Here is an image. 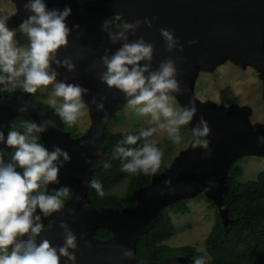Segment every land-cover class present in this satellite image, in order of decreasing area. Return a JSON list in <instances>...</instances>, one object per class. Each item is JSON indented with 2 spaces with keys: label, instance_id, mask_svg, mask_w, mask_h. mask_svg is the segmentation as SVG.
<instances>
[{
  "label": "water",
  "instance_id": "water-1",
  "mask_svg": "<svg viewBox=\"0 0 264 264\" xmlns=\"http://www.w3.org/2000/svg\"><path fill=\"white\" fill-rule=\"evenodd\" d=\"M15 6L14 15L7 21L10 26L19 25L30 14L23 5L26 0H10ZM49 9H72L66 18L72 29L67 48L58 52V58L70 56L75 65L73 72L60 67L56 70L57 80L75 83L89 91L83 96L86 103L90 125L83 134L72 137L69 132L54 123L47 110L31 106L26 101L27 93L15 88L9 94L0 93V131L7 136V121L21 116L30 123L37 124L49 121L47 131L39 133L43 145L50 151L59 146L71 157L60 169L59 183L48 185V189L68 187L71 196L65 201L62 212L42 217L46 230L37 237V243L48 239L53 246L63 244V231L58 227L63 220L77 237L78 247L75 264H188V257H170L160 261H145L136 255L135 245L138 238L148 232L160 217L164 207L199 194L203 189L207 199L217 207L225 228L232 220L227 216L228 208L224 204V195L228 190L227 169L245 156H264V124L252 126L248 121L250 111L247 107L236 105L223 107L212 101H201L194 92L195 80L199 70H213L219 64L230 61L239 66L251 65L258 72L264 83V0H45ZM121 14L123 20L132 23L147 17L152 26L146 24L136 30L135 35L129 33V41L143 37L153 44L154 53L152 68L155 70L161 61L171 58L177 67L176 79L184 90L182 94H174L182 108L189 101L195 104L197 112L188 125L195 126L199 118L208 122L211 134L209 150L192 149L189 146L181 150L171 162L155 175L150 182L139 188L135 195V205L122 210L108 206L94 207L90 204L87 189L91 173L98 169L102 160L109 159L110 153L98 146L96 140L116 111L126 105L122 93L116 89H108L98 79V74L105 69L99 63L104 49L110 53L120 47L118 42L112 45L107 34L101 31L105 19L114 14ZM171 31L183 46V51L174 49L165 51L160 29ZM189 41H195L189 44ZM55 67V65H53ZM101 96L105 97L101 101ZM95 97L98 103L103 102L105 113L97 111L91 103ZM23 107L24 111L19 109ZM3 150L11 151L0 142V155L6 162ZM210 151V155H205ZM100 155H97V153ZM170 180V185L164 181ZM171 187L174 191L161 194V189ZM79 197V200H77ZM87 205V207H84ZM73 209L72 215L67 209ZM39 214V209L37 213ZM51 219L49 225L45 222ZM108 229V239L98 237V228ZM87 242V244H86ZM133 249L132 259L122 258L121 247ZM69 251H73L70 249ZM66 258L61 257L60 264ZM71 264V262H68Z\"/></svg>",
  "mask_w": 264,
  "mask_h": 264
},
{
  "label": "clouds",
  "instance_id": "clouds-1",
  "mask_svg": "<svg viewBox=\"0 0 264 264\" xmlns=\"http://www.w3.org/2000/svg\"><path fill=\"white\" fill-rule=\"evenodd\" d=\"M23 7L30 13L19 24L21 33L28 38L27 48L19 45L15 38L16 30L7 24L14 13L0 14V85H10L12 89L19 85L27 94H34L38 89L51 85L53 92L47 100L49 107L55 109L69 126L76 124L86 105L83 96L89 90L75 83L57 80L59 73L56 70L60 67L68 72L75 70L70 56L58 58L60 49L68 47L72 29L79 28L74 24L70 29L66 23L72 9L68 6L62 10L49 9L45 0H26ZM142 23L152 26L147 17L129 23L119 13L103 21L101 31L107 34L112 45L119 42L120 47L111 53L110 49H104L99 63L105 70L98 74V79L108 89L122 93L127 107L141 116L150 117L148 123L154 125L141 129L138 135H126L115 146L114 155L127 161L122 171L155 175L160 170L163 153L156 146V141L149 138L163 132L173 143L179 144L181 127L193 121L197 109L191 101L180 109L173 106L174 94L184 91L176 79L175 62L168 58L153 70V44L146 42L142 36L129 41V33L135 35ZM160 35L165 41V51H183V46L171 31L162 28ZM188 43L191 45L195 41ZM100 99L103 101L105 97L101 96ZM91 103L95 104L97 111L104 112L106 118L104 103H98L95 97ZM19 110L24 111V108ZM49 123H29L23 134L8 131L6 138L4 132L0 131V142L14 149L13 163H6L0 155V264H60L61 257L66 258L65 264L76 262L77 237L63 220L58 225L64 237L61 246H53L46 238L37 243L39 234L46 230L42 217L62 212L69 196L68 187L48 194V185L59 183L60 169L71 159L67 151L59 146H53L50 151L33 135L34 132L47 131ZM191 134L192 149L209 150L207 137L211 129L203 116L191 127ZM260 140L264 143V137ZM141 141L139 147H128ZM204 154L210 155V151ZM164 184L170 185L171 181L165 180ZM91 186L99 196L104 195L99 182L92 181ZM166 191L171 194L174 189H161V194ZM37 209L39 214H36ZM73 211L67 209L69 215ZM118 247H121L122 258L132 259L135 256L133 249ZM194 264H206L205 258L195 259Z\"/></svg>",
  "mask_w": 264,
  "mask_h": 264
},
{
  "label": "trees",
  "instance_id": "trees-1",
  "mask_svg": "<svg viewBox=\"0 0 264 264\" xmlns=\"http://www.w3.org/2000/svg\"><path fill=\"white\" fill-rule=\"evenodd\" d=\"M16 88L23 90L19 85ZM12 91L10 85H0L1 94H9ZM41 97L42 91L38 89L34 94H27L26 101L31 106L47 110L54 123L63 130L69 131L71 136H78L80 133L76 132V126L66 124L55 109L49 107ZM117 112L96 140L97 145L103 146L110 153V157L104 159L101 166L91 173L87 196L94 207L108 206L122 210L125 207H134L137 191L150 182L151 175L129 174L122 171V166L127 161L115 156L113 150L126 135H138L140 130H109V124L116 118ZM29 123L27 119L15 116L8 120L6 127L23 134L25 126ZM184 127L187 128V125ZM33 135L37 136L38 142L42 144L40 134L34 132ZM141 143L142 141L128 147H139ZM156 146L163 153L159 170L161 172L168 165V161L160 144L156 142ZM13 152L14 149L6 152V163H13ZM242 174L243 166L238 160L227 169L228 190L224 195V204L228 208L227 216L232 220L228 228L223 225L217 207L211 202L215 207L216 217L204 240L205 251L210 256L209 260H205L206 264H264V169L257 174L255 179L241 180ZM92 181H97L102 185L103 196H99L96 189L91 186ZM122 183L125 184V189L121 194L111 191ZM54 193L55 190H48V194ZM70 193L69 189V196ZM171 212L174 214L189 212L187 199L176 201L162 209L160 217L154 222L152 228L138 238L135 245L136 255L145 261H158L166 256L180 254L190 259L188 264H194L195 259L203 258V253L197 251L194 246L183 245L171 248L162 243L171 238L175 230ZM96 233L102 239L111 236L110 231L104 227L98 228Z\"/></svg>",
  "mask_w": 264,
  "mask_h": 264
},
{
  "label": "rangeland",
  "instance_id": "rangeland-1",
  "mask_svg": "<svg viewBox=\"0 0 264 264\" xmlns=\"http://www.w3.org/2000/svg\"><path fill=\"white\" fill-rule=\"evenodd\" d=\"M15 13V6L10 0H0V14ZM13 16V15H12ZM16 30V40L19 45L27 48V36L22 34L19 25L10 26ZM44 102L53 92L52 86L41 88ZM195 95L201 101H212L223 107L236 105L238 108L247 107L250 111L248 121L252 126L264 124V83L259 77L258 72L251 65L245 67L225 61L216 66L213 70H199L194 85ZM58 103H59V98ZM173 106L180 109V105L173 99ZM150 117H145L130 110L127 104L118 110L116 118L109 124V130H141L152 127L148 123ZM76 132H86L90 125L87 107L83 109V115L78 118ZM181 141L179 144L173 143L166 133L157 132L150 140L160 144L168 164L178 155L181 150L186 149L192 141L190 129L184 126L180 129ZM169 149V151H168ZM243 166L241 180L255 179L257 174L264 169V156H245L238 160ZM125 189V184L115 186L111 191L121 194ZM205 189L199 194L188 198L187 205L189 212L174 214L171 212L172 222L175 230L171 238L166 240L169 245H193L197 250L204 253L206 259H209L205 251L204 240L215 222V207L212 201L207 199Z\"/></svg>",
  "mask_w": 264,
  "mask_h": 264
},
{
  "label": "flooded vegetation",
  "instance_id": "flooded-vegetation-1",
  "mask_svg": "<svg viewBox=\"0 0 264 264\" xmlns=\"http://www.w3.org/2000/svg\"><path fill=\"white\" fill-rule=\"evenodd\" d=\"M41 110H44V109H41ZM8 122V121H7ZM7 125V124H6ZM7 128V127H6ZM62 129V128H61ZM7 130H10V129H7ZM11 131V130H10ZM64 131H66V130H64ZM67 132H69V131H67ZM70 133V132H69ZM84 133V132H83ZM83 133H80L79 135H81V134H83ZM78 135V136H79ZM72 137H77V136H72ZM42 144H43V141H42ZM99 146V145H98ZM103 147V146H102ZM106 150V149H105ZM12 151V150H11ZM3 152L5 153V155H6V152H10V151H6V150H3ZM108 152V151H107ZM103 161V160H102ZM7 162V161H6ZM101 164H102V162H101ZM101 166V165H100ZM99 166V167H100ZM62 186H60V187H58V188H61ZM57 188V189H58ZM57 189H48V190H57ZM68 189H70V188H68ZM70 191H71V193H70V196H71V194H72V189H70ZM69 196V197H70ZM68 197V198H69ZM67 198V199H68ZM66 199V200H67ZM65 200V201H66ZM50 222H51V219H49V220H47L46 222H45V226H47V225H49L50 224ZM102 239V238H101ZM108 239V238H107ZM163 244H165V245H167L168 247H171V248H178V247H180V245H169V244H167V242L166 241H163L162 242ZM181 246H183V245H181ZM193 246V245H192ZM195 247V246H194ZM196 248V247H195ZM197 250V249H196ZM197 251H199V250H197ZM201 252V251H200ZM203 253V252H202ZM207 253V252H206ZM180 256H184V257H187L186 255H180V254H176V255H172V256H166V257H164V258H170V257H180ZM209 256V255H208ZM164 258H162V259H164ZM203 258H205V256H204V253H203ZM209 258H210V256H209ZM161 259V260H162ZM205 260L207 261V260H209V259H206L205 258ZM158 261H160V260H158Z\"/></svg>",
  "mask_w": 264,
  "mask_h": 264
}]
</instances>
